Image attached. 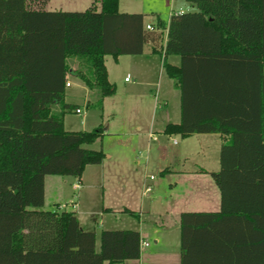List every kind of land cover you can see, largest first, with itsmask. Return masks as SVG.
Masks as SVG:
<instances>
[{
  "label": "trees",
  "instance_id": "1",
  "mask_svg": "<svg viewBox=\"0 0 264 264\" xmlns=\"http://www.w3.org/2000/svg\"><path fill=\"white\" fill-rule=\"evenodd\" d=\"M32 1L0 0V264L140 258L138 231H102L97 252L95 232L73 212L42 209L46 176L79 179L105 159L84 146L106 127L64 130L77 109L64 101L68 76L96 90L101 107L115 91L105 57L141 55L146 44L180 92V121L164 134L222 137L210 174L220 208L180 214L179 264H264V0H185L194 11L171 14L167 27L153 16L152 31L143 14L119 13V0L84 12L29 9Z\"/></svg>",
  "mask_w": 264,
  "mask_h": 264
},
{
  "label": "rangeland",
  "instance_id": "2",
  "mask_svg": "<svg viewBox=\"0 0 264 264\" xmlns=\"http://www.w3.org/2000/svg\"><path fill=\"white\" fill-rule=\"evenodd\" d=\"M88 1L48 0L45 9L84 12L95 3L99 11L95 0H90L91 4ZM121 2L119 13H145L146 23L153 22L151 13L158 14L166 22L169 14L179 8L194 11L185 0ZM143 58L121 56L115 61L110 56L105 57L108 81L115 91L101 107L96 103V90H89L79 80L68 76L70 87L65 89L64 101L79 108L81 114H76L75 110L67 112L63 117L64 130L90 132L98 126L106 127L107 135L101 141L84 148L111 153L115 159L109 162L105 158L102 165L87 169L85 178L94 184L92 188L72 190L73 177L46 176L47 201L43 209H51V203L57 201L60 206H67L66 211L76 215L75 207L69 204L80 201L79 217L90 232L96 233L107 224L116 230H139L141 227L143 241L148 247L142 249L144 254L139 260L130 261V264H179V215L220 208V193L210 174L220 170L222 139L212 134L186 138L163 134L164 121L177 123L179 120V92L165 75L158 55L150 60ZM70 64L75 67V63ZM125 78L129 83H125ZM141 82H149L151 86H143ZM132 99L149 100L150 103L148 108L129 110L125 104ZM135 124L140 126V132L132 136ZM150 126L155 141L148 138ZM160 167L167 172L161 174ZM145 187H150V192L144 193ZM95 249L98 252V239Z\"/></svg>",
  "mask_w": 264,
  "mask_h": 264
},
{
  "label": "crops",
  "instance_id": "3",
  "mask_svg": "<svg viewBox=\"0 0 264 264\" xmlns=\"http://www.w3.org/2000/svg\"><path fill=\"white\" fill-rule=\"evenodd\" d=\"M121 1H123V0H119V3H118V7H120V5H121ZM48 2V0H44V1H35V0H33L31 3L29 2V4L27 5L28 7H29V9H39V10H44V11H48V10H46L45 9V5H46V3ZM88 2H90V0L88 1ZM92 2V1H91ZM91 2L90 3H88V4H91ZM95 2V1H94ZM124 3V2H123ZM95 3H93L92 5H94ZM95 6V5H94ZM59 11V10H58ZM119 12V11H118ZM178 12H183V13H185V12H188L187 11V9H182V8H179L177 11H172L170 14H169V17H170V15L171 14H177ZM190 12V11H189ZM192 12V11H191ZM139 14H143L144 16H145V13H141V12H139ZM151 16L153 17V16H158L159 17V15L158 14H156V13H151ZM169 17H168V20H169ZM161 20V19H160ZM168 20L166 21V22H164L163 20H161L162 21V23H164L165 24V27H167V24H168ZM154 23V20H153V22H151V23H146L145 22V24L146 25H150V26H152V24ZM163 35H164V41H163V44L166 42V29L163 31ZM158 54H152L151 53V49H150V44H146L145 45V47H144V50H143V54H141V55H137V56H134V57H136V58H138V59H142V57H144L143 59H146V60H150L151 59V57H155V56H157ZM159 56V55H158ZM121 57V56H120ZM120 57H118V58H120ZM160 57V56H159ZM161 58V57H160ZM167 62L170 64V65H172V66H179V63H180V59H179V57H177V56H169L168 58H167ZM107 72V71H106ZM166 75V74H165ZM167 76V75H166ZM135 77H137L136 75H135ZM168 77V76H167ZM107 78H108V76H107ZM126 79V78H125ZM124 79V81H125V83H129V81L127 80H125ZM170 79V78H169ZM171 80V79H170ZM172 82H173V80H171ZM136 84H132V86H135ZM141 85H143V86H146V87H149V86H151L150 85V83L149 82H141ZM173 86H174V88L176 89V90H178L176 87H175V85H174V82H173ZM68 87H70V86H68ZM178 92H179V90H178ZM109 97V96H108ZM108 97H106V98H104L103 99V102H102V104L105 102V100L108 98ZM149 103H150V101L149 100H136V99H132V100H129V101H127L126 102V104H125V106H126V108L127 109H137V110H139V109H145L146 107L148 108V106H149ZM179 121H180V92H179V120H178V122L177 123H170V122H168V121H164L163 123H162V132H163V134H164V129H165V127L167 126V125H169V124H178L179 123ZM134 135H132V136H137V135H139V132H140V126L138 125V124H135L134 125ZM106 130H107V128H106ZM149 134H151V135H153V133H151V126H150V128H149V132H148V138L149 139H151L150 137H149ZM107 134H106V131L104 132V134H103V137L104 136H106ZM165 135V134H164ZM196 135H202V134H196ZM212 135H217V134H212ZM168 136V135H167ZM192 136V135H191ZM218 136H220V135H218ZM102 137V138H103ZM102 138H101V140H102ZM220 138L222 139V137L220 136ZM100 140V141H101ZM152 141H154L153 139H151ZM105 154V158H106V161H109V162H111L112 160H114L115 159V156L114 155H112L111 153H104ZM102 164H103V162H102ZM102 164H100V165H102ZM91 166H93V165H89V166H87L86 168H85V170H84V172H83V174L81 175V177L79 178V179H77V178H74V180H75V182H72L71 184V187H72V190H74V186L75 185H79L80 186V188L79 189H82V188H92V187H94V184L93 183H90V182H87L86 181V178H85V173H86V171H87V169L89 168V167H91ZM159 170L161 171V174H164V173H166L167 172V170L166 169H163L162 167H160L159 168ZM46 177H45V179H44V204L46 203V199H47V195H46ZM52 205H51V209H49V210H47V211H54V210H56V209H54L55 207H57V211L58 212H61L62 210V208H60L61 206H63V205H61L60 206V203H58L57 201H54L53 203H51ZM81 202L79 201V204H76V207H75V209H76V218H77V220H78V222H79V225H80V227L83 229V230H85V231H87V230H89L90 231V229H88V227H85L84 225H83V221L81 220V218L79 217V215L81 214L80 213V211H78V208H80L81 206ZM216 206V205H215ZM102 209V211H103V208H101ZM44 210V209H43ZM84 212V211H83ZM82 212V213H83ZM95 212V211H94ZM94 212H89V214H95ZM212 212H217V211H212ZM84 213H87V212H84ZM83 213V214H84ZM125 213H127V210H125ZM99 214V216L100 217H102L103 215H102V213L101 212H99L98 213ZM180 216V215H179ZM117 219L115 218V221H116ZM100 224H102V223H100ZM103 225V224H102ZM114 225V224H113ZM112 224H110V226H113ZM109 225L107 224L106 225V227H104V229H100L99 231H97L95 234H96V243H97V239H98V242H99V235H100V233L102 232V231H106V230H116V229H113V227H108ZM122 230H126V229H122ZM129 230V229H128ZM133 230H135V229H133ZM135 231H138L139 232V234H140V237H141V241H143V231H142V229H141V227H140V229L139 230H135ZM158 239H157V241H156V243H158ZM144 242V241H143ZM96 246V245H95ZM143 254H144V252H143V250H141V255H140V258L143 256ZM139 258V259H140ZM138 259V260H139ZM130 261H128V262H126L125 264H130L129 263Z\"/></svg>",
  "mask_w": 264,
  "mask_h": 264
},
{
  "label": "built area",
  "instance_id": "4",
  "mask_svg": "<svg viewBox=\"0 0 264 264\" xmlns=\"http://www.w3.org/2000/svg\"><path fill=\"white\" fill-rule=\"evenodd\" d=\"M182 13H183V12H178L176 15H180V14H182ZM146 29H147L148 31H152V30H153V27L150 26V25H146ZM125 80L127 81L128 78H126ZM68 86H70L69 82H67V84H66V87H68ZM75 113H76V114H81L80 109L77 108V109L75 110ZM149 137H150L151 139H153L154 141L156 140V138L153 137L151 134H149ZM149 179L152 180L153 177L150 176ZM79 188H80V186H79L78 184L74 186V190H78ZM147 192H150V187H145V188H144V193H147ZM69 205H71L72 208L76 207V203H72V202H70ZM66 207H67V206H64V205L61 206L62 209H65ZM146 247H148V243H147V242L140 241V250H142L143 248H146Z\"/></svg>",
  "mask_w": 264,
  "mask_h": 264
}]
</instances>
